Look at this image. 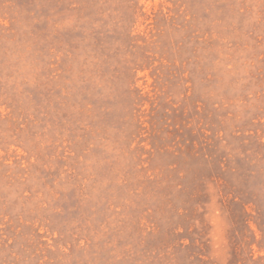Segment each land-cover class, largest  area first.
Returning <instances> with one entry per match:
<instances>
[{"label": "rangeland", "instance_id": "obj_1", "mask_svg": "<svg viewBox=\"0 0 264 264\" xmlns=\"http://www.w3.org/2000/svg\"><path fill=\"white\" fill-rule=\"evenodd\" d=\"M0 264H264V0H0Z\"/></svg>", "mask_w": 264, "mask_h": 264}]
</instances>
